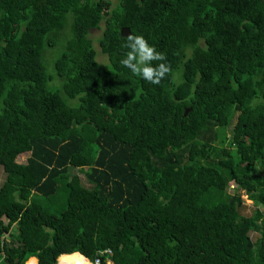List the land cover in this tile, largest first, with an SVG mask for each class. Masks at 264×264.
Wrapping results in <instances>:
<instances>
[{
    "label": "trees",
    "instance_id": "obj_1",
    "mask_svg": "<svg viewBox=\"0 0 264 264\" xmlns=\"http://www.w3.org/2000/svg\"><path fill=\"white\" fill-rule=\"evenodd\" d=\"M0 167V264H264V0H0Z\"/></svg>",
    "mask_w": 264,
    "mask_h": 264
},
{
    "label": "clouds",
    "instance_id": "obj_2",
    "mask_svg": "<svg viewBox=\"0 0 264 264\" xmlns=\"http://www.w3.org/2000/svg\"><path fill=\"white\" fill-rule=\"evenodd\" d=\"M124 40L123 47L127 51L120 63L128 68L133 75L158 85L171 72L170 65L162 62L166 59L164 53L157 51L155 46L150 45L143 35L130 31Z\"/></svg>",
    "mask_w": 264,
    "mask_h": 264
},
{
    "label": "rangeland",
    "instance_id": "obj_3",
    "mask_svg": "<svg viewBox=\"0 0 264 264\" xmlns=\"http://www.w3.org/2000/svg\"><path fill=\"white\" fill-rule=\"evenodd\" d=\"M110 2H111L112 5H116L118 0H110ZM100 33H101V29L92 28V29L89 30V36L91 37L93 45H94L95 50L97 52L96 60L99 62V64L102 65V64L107 63V57L100 51V48H99V45H98V37L100 36ZM61 49H62V45H60V43H57L53 48H48L47 47L44 50V52H45L44 53V59H45L46 65H47V70L49 72H51V71L54 72L53 59L61 51ZM55 83L57 84L56 81H55ZM28 154H29L28 152H24V153L19 154L16 157V161L17 162H25L26 157L28 156ZM73 172L78 173V175H79V177L81 179V182H83L84 184L87 185L84 176L81 174V172L77 168H72L71 169V173H73ZM3 178H4V172H3V170L0 167V183L2 182ZM234 186L235 185H230L227 188V190L229 192H231L233 190ZM241 192L243 193V191H241ZM243 198H245L244 195H243ZM243 203L244 204H243L242 208L240 209V212L242 214H244V215H251L255 208H259V210H262V206H260L259 204H254L249 199H244ZM250 236H251L252 240H255L257 238V236H258V233L256 231H251L250 232ZM26 263H27V261H26Z\"/></svg>",
    "mask_w": 264,
    "mask_h": 264
},
{
    "label": "built area",
    "instance_id": "obj_4",
    "mask_svg": "<svg viewBox=\"0 0 264 264\" xmlns=\"http://www.w3.org/2000/svg\"><path fill=\"white\" fill-rule=\"evenodd\" d=\"M233 185V184H232ZM110 249H104V250H98V254L97 256L94 258V260L90 261L88 260L87 264H113V262L111 261V259L109 257H106L104 261L101 260V254L105 253V254H110ZM35 259V264L37 263L36 258Z\"/></svg>",
    "mask_w": 264,
    "mask_h": 264
},
{
    "label": "water",
    "instance_id": "obj_5",
    "mask_svg": "<svg viewBox=\"0 0 264 264\" xmlns=\"http://www.w3.org/2000/svg\"><path fill=\"white\" fill-rule=\"evenodd\" d=\"M129 33V28L128 27H121L120 28V34L121 35H127ZM187 110L184 111V114L186 113ZM58 261V259H57Z\"/></svg>",
    "mask_w": 264,
    "mask_h": 264
},
{
    "label": "bare ground",
    "instance_id": "obj_6",
    "mask_svg": "<svg viewBox=\"0 0 264 264\" xmlns=\"http://www.w3.org/2000/svg\"><path fill=\"white\" fill-rule=\"evenodd\" d=\"M88 263V262H87ZM87 263H84V264H87ZM64 264H76V263H73L72 261H67L65 262Z\"/></svg>",
    "mask_w": 264,
    "mask_h": 264
},
{
    "label": "crops",
    "instance_id": "obj_7",
    "mask_svg": "<svg viewBox=\"0 0 264 264\" xmlns=\"http://www.w3.org/2000/svg\"><path fill=\"white\" fill-rule=\"evenodd\" d=\"M31 260V259H30Z\"/></svg>",
    "mask_w": 264,
    "mask_h": 264
}]
</instances>
